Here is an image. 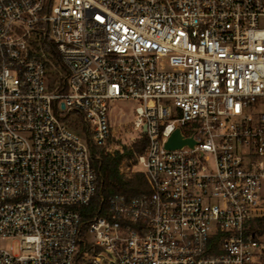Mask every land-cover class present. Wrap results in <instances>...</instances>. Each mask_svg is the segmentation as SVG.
<instances>
[{
	"label": "built area",
	"instance_id": "1",
	"mask_svg": "<svg viewBox=\"0 0 264 264\" xmlns=\"http://www.w3.org/2000/svg\"><path fill=\"white\" fill-rule=\"evenodd\" d=\"M123 98L150 189L86 214ZM0 264H264V0H0Z\"/></svg>",
	"mask_w": 264,
	"mask_h": 264
},
{
	"label": "trees",
	"instance_id": "2",
	"mask_svg": "<svg viewBox=\"0 0 264 264\" xmlns=\"http://www.w3.org/2000/svg\"><path fill=\"white\" fill-rule=\"evenodd\" d=\"M147 138L144 136L136 142L133 148H127L123 153L116 151L114 153L105 150L95 153L93 166L97 173V191L91 202L82 206L80 209L86 214H93L100 208L108 205V198L116 193H122L127 196L137 195L148 191L145 187L146 179L143 172H137L131 179H127L121 173V163L126 156H133L135 153L141 154L145 151Z\"/></svg>",
	"mask_w": 264,
	"mask_h": 264
},
{
	"label": "rangeland",
	"instance_id": "3",
	"mask_svg": "<svg viewBox=\"0 0 264 264\" xmlns=\"http://www.w3.org/2000/svg\"><path fill=\"white\" fill-rule=\"evenodd\" d=\"M55 73H57L55 71ZM56 76H54V71L52 73V76L46 79L47 84L52 81H56ZM55 83V82H54ZM139 105V102L135 99H115L110 102V108H111V119L112 124L115 129V134L109 139L107 144L103 147H96L95 153H99L100 150H105L107 152L114 153L116 151H119L123 153L127 150V148H133L134 144L141 140V138L137 137L140 134L139 130H135L132 132L131 129V122L133 120V112L135 108ZM62 114H67V118L63 119L66 122H69L70 115L67 113V111H61ZM75 125L78 128H82V124L79 120L75 122ZM138 153H135L133 156H126L122 163H121V173L123 176L127 179H131L135 173L141 172L143 170L142 165H138L136 156ZM94 161V160H93ZM214 159L212 157L210 161V165L214 166ZM147 190L150 189L149 185L145 184V187ZM89 222L85 223L82 228L81 236L83 238L89 237ZM2 244L6 247L13 246L14 249L17 251L19 247V241L17 239H5L2 241Z\"/></svg>",
	"mask_w": 264,
	"mask_h": 264
},
{
	"label": "water",
	"instance_id": "4",
	"mask_svg": "<svg viewBox=\"0 0 264 264\" xmlns=\"http://www.w3.org/2000/svg\"><path fill=\"white\" fill-rule=\"evenodd\" d=\"M64 106V105H63ZM195 143V140L193 137H184V135L181 133L180 128H177L169 137L166 148L173 149V148H179L186 144L193 146Z\"/></svg>",
	"mask_w": 264,
	"mask_h": 264
}]
</instances>
